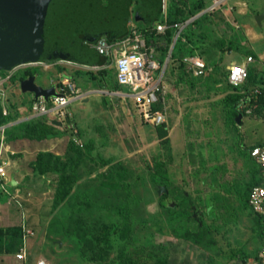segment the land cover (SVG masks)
Wrapping results in <instances>:
<instances>
[{
  "label": "rangeland",
  "instance_id": "1",
  "mask_svg": "<svg viewBox=\"0 0 264 264\" xmlns=\"http://www.w3.org/2000/svg\"><path fill=\"white\" fill-rule=\"evenodd\" d=\"M115 1H130L134 7L125 6L123 30L127 11H133L126 37L144 38L158 59L168 56L173 47L172 54L174 42L161 34L146 37L141 31L162 21L161 9L145 24L135 19L145 0ZM224 1L211 0L208 12L190 24L178 46L182 49L167 66L161 94L167 122L162 129L141 120L131 97L115 94L132 90L116 84L110 60L100 68L55 60L45 69L49 62L12 69L15 87L5 90L4 103L14 120L11 125H15L11 104L16 105V83L24 79V71L32 72L40 86L49 85L56 76H67L84 92L68 107L75 130L78 134L80 128L83 134L85 130L98 144L91 149L78 140L79 147L67 155L68 161L54 159L35 172L53 176L48 179L52 183L43 184L46 194L39 201L43 215L37 221L41 238H46V243L38 244L47 256L46 264H260L264 245L248 188L261 177L250 147L264 143V99L258 101L264 90V66L257 71L251 64L255 74L248 90L253 92L246 103H237L226 66L231 59L241 63L240 57L248 55L252 45L238 47L232 39L235 18L232 8L226 13ZM202 2L178 0L177 13L174 0H164L162 9L166 14L171 10L173 18H186L205 9ZM259 44L264 45V40ZM196 54L212 68L205 77L183 68V59ZM20 93L32 98L29 92ZM25 105L30 107L29 102ZM234 105L244 111L240 122ZM26 117L18 114V120ZM30 122L32 127L22 133L43 129ZM46 186H53L54 192ZM161 187L166 191L160 194ZM128 218L132 232L124 233ZM27 260L34 264L31 257Z\"/></svg>",
  "mask_w": 264,
  "mask_h": 264
},
{
  "label": "built area",
  "instance_id": "2",
  "mask_svg": "<svg viewBox=\"0 0 264 264\" xmlns=\"http://www.w3.org/2000/svg\"><path fill=\"white\" fill-rule=\"evenodd\" d=\"M195 16L185 22H178L173 25V28L176 29L174 42L180 37L182 31L189 24L193 23ZM169 27L168 18L165 14L162 21L153 25V29H155L157 34H164ZM86 45L94 48L99 56L101 55L106 60L112 62L115 82L119 86H127L132 90L131 94H125L123 92L115 94H121L124 98L127 96L131 97L134 100L135 112L143 122L151 124L154 127L161 126L167 122L166 110H162L161 108L155 109V105L160 102L163 104L164 101L161 98V94L164 87L163 81L166 76V69L171 59L170 54L162 63L161 58L158 59L154 55V49L147 47L146 40L140 38V36L134 40L126 36L120 39L110 40L106 36H103L96 42L86 43ZM59 61L65 62L62 60ZM48 62L28 63L23 66H36ZM183 62L187 70L199 78L207 76L212 71L207 61L197 55L185 57ZM254 62L253 56L249 55L245 62L233 64L229 68L227 76L228 82L236 87L242 86L248 79L249 65ZM49 63L47 66H43L44 69L52 65V62ZM96 67L100 68V66ZM5 72L7 73L5 74ZM14 75L15 72H12V69L0 73V107L3 116L8 115L7 108L4 104L7 103L5 102V90L8 89L9 85L13 88L15 87V83H12ZM50 82L54 86L57 95L49 96L47 100L41 96L37 99H31L27 114L28 120L44 117L53 126V121L62 122L65 127L72 129L74 134L77 133L73 122V114L69 111L68 107L72 102L81 100L84 92L80 91L77 85L72 83L67 76H56ZM16 84L19 87V82ZM11 124V122L0 124V191L7 196L9 202L15 201L20 206L17 194L8 191L6 185L7 160L3 157L4 149L6 150L4 130ZM80 145L82 146V144ZM250 156L260 165L261 177L259 179L260 183L255 185L250 191L249 205L254 214L264 218V143L254 145L250 150ZM22 230L24 237L33 235L30 230L24 228ZM261 256L260 264H264V249ZM15 257L23 262L27 261L26 253L23 250L17 253ZM37 264H46V262L40 260Z\"/></svg>",
  "mask_w": 264,
  "mask_h": 264
},
{
  "label": "water",
  "instance_id": "3",
  "mask_svg": "<svg viewBox=\"0 0 264 264\" xmlns=\"http://www.w3.org/2000/svg\"><path fill=\"white\" fill-rule=\"evenodd\" d=\"M123 3L116 4L115 0H0V71L56 59L92 66L98 55L86 43H94L103 33L109 37L123 33L121 22L126 9ZM158 9V4L145 0L137 9L135 19L149 24ZM263 18L264 13L257 17V22ZM19 88L23 93H31L34 99L41 96L47 100L57 95L54 86L45 88L36 84L33 75L22 79ZM242 117L239 114L237 122ZM53 124L61 126L62 122L53 121ZM165 191V187L159 189L160 194Z\"/></svg>",
  "mask_w": 264,
  "mask_h": 264
},
{
  "label": "crops",
  "instance_id": "4",
  "mask_svg": "<svg viewBox=\"0 0 264 264\" xmlns=\"http://www.w3.org/2000/svg\"><path fill=\"white\" fill-rule=\"evenodd\" d=\"M202 1V3L205 4V9L195 16L194 21L201 18L204 13L208 12V8L212 5L211 0ZM174 4L177 6L176 10L178 11V0H174ZM223 5L227 8L225 10L227 14L231 13V11H229L230 8L233 10V17L235 18L237 30L232 36V39L236 41L238 47L240 44H243V47L247 46V44L252 45L250 53L246 56L240 57L242 58L241 63L245 62L247 56L251 55L255 60L254 67L257 71L263 70L260 66H264V64L259 65V62L262 61V63H264V45H260L259 43L264 40V18L259 23L257 22V17L264 13V0H225ZM133 8L134 7L131 5L130 9L132 10ZM161 11L162 14L164 13L166 16L168 15L164 12L165 9H162ZM163 16L164 15H162V18ZM254 18H256V20H254ZM257 24L260 26V29L256 28ZM230 39L231 38L228 37L227 41H230ZM233 54H240V52L233 51ZM235 63H238V61L233 59L229 61L228 66H226L227 73L229 72V68ZM251 64L249 65V68H251ZM49 86H52L50 81L49 85L42 87L47 88ZM17 89L15 103L17 106V112L19 117H22V114L27 116L29 106H26L25 103H31V99L34 97L32 95V98L29 96L28 98H23L20 93V88ZM82 109L85 110L84 105H82ZM129 112L132 113L130 108ZM73 119H75L74 116ZM25 120H28V117L20 119V121ZM65 128L67 127L63 124L61 126L55 125L53 135L41 141L28 139H17L12 142L6 141V150L4 149L3 153V157L7 160L6 171L8 174L6 185L8 191L17 194L20 206L17 205L15 201L9 202L7 196L0 191V227L7 228L10 225H19L21 228L23 227L24 229L30 230L33 235L24 237L23 234V246L16 253L0 254V264H27L28 260L23 262L15 257V255L21 250L25 251L27 258L31 257L34 264H37L40 260H44L46 263L48 262L43 249L39 250L38 244L41 245L42 243H46V238H41V227L37 226V221H41L43 215L41 214L43 212L40 205L41 203H39L42 199L41 195L46 194V191L43 190V184L46 183V181L52 183V180L48 179L50 177L53 178V176L48 175L49 178H46L44 176L35 175L36 173L31 169L32 163L34 162L36 155L40 152L50 153L54 157H59L68 161L69 156L67 155L73 153V150L71 151L70 149H73V147L75 149L79 147L77 144L78 140H80L78 142L79 144L82 143L86 146L90 144L92 146L90 147L91 149L95 145H98L96 137L90 136L85 130L83 134L80 128L81 134H78V129L75 136H71V134L66 133ZM95 151L96 149L94 152ZM37 183L40 184V186H36ZM46 189L50 191V193L54 192L53 186L52 188L51 186L50 188L46 186ZM36 246L38 249H36Z\"/></svg>",
  "mask_w": 264,
  "mask_h": 264
},
{
  "label": "trees",
  "instance_id": "5",
  "mask_svg": "<svg viewBox=\"0 0 264 264\" xmlns=\"http://www.w3.org/2000/svg\"><path fill=\"white\" fill-rule=\"evenodd\" d=\"M149 1L152 2V3L158 4L159 10L160 9L162 10L163 0H149ZM124 5L127 7L128 10H131L130 9V6H131L130 1L129 2L126 1V3ZM200 11H202V10H200ZM198 12H193V14L191 16H189V17L178 19V15L176 17L174 16V18H173L172 11L170 10L169 14L167 15L168 23H169L170 27L165 31L164 34H161V36H165L169 43H173L175 35H176V29L173 28V25L175 23H178V22H185L186 20H188V19L194 17L195 15H197ZM131 13H133V12L131 11ZM131 13H129L127 11V14H126V18H127L126 19V23L127 24H126V27H125V29H124L122 34H120L119 36H116V37H109L108 35L103 33V34H101L98 37V39L100 37L106 36L110 40H116V39H120V38H123V37L127 36V34H128V23H130V21L132 20L131 19ZM177 13H178V11H177ZM196 21H197V19L195 20V22ZM193 23H194V21H193ZM189 27H190V24L182 31L180 37L177 38V40L175 42V45H174L173 52L171 54L170 61H172V58H174L175 53L178 52V49L179 50L182 49V48H178V46H179V43L183 44V42H182L183 41V36L186 33V31L189 30ZM141 31H142L143 35L146 36V37L157 34L155 29H153V24L151 26H149V27L142 28ZM166 57L167 56L161 58L162 63L164 62ZM56 60H58V59H56ZM53 61H55V60H51L49 62H53ZM105 61H106V58L102 57L101 55L100 56L98 55L96 62L94 64H92V65L101 66V65H103L105 63ZM182 64H183V68L187 71L186 65L184 63H182ZM250 70H252V69H249L248 79L242 86L236 87V86L231 85L228 82L229 86L234 91V95L237 98V103H240V102L246 103L249 100L248 99V96H249L248 93L251 90L250 89L248 90V87L250 86L249 84H251V83L253 84V82H254L252 80V75L251 74L252 73L255 74V72L250 71ZM3 71H7V70H2L1 72H3ZM32 75H33L32 72H29L27 70L24 71V78H27V77L32 76ZM226 76H228V73H227ZM254 78L256 80V75L254 76ZM227 81H228V79H227ZM263 83H264V80H263ZM245 89L248 90V91H246ZM251 92H253V91H251ZM258 96H259V100L258 101H263V99H264V90H263V92L259 93ZM255 101H257V100H255ZM11 105L14 106V109H15V125H10V126L6 127L5 130H4V136H5V140L7 142H12V141H15L17 139L18 140L19 139H28V140H34V141H41V140H44V139L48 138L49 136L53 135L54 126L52 124L48 123L46 118H44V117H42V118H33V119L25 120V121H19L17 123L16 122L18 120L17 107H16V105H13V104H11ZM162 106H163L162 102H160V103L155 105V109L162 108ZM234 109H236V117H238L239 114L244 115V111L241 108H239L238 105L237 106L234 105ZM11 115L12 114L9 113L7 116H3L2 115V109L0 107V124H6L8 122L12 123V121H14V120H11V118H10ZM30 121H35L34 123L40 124V127L43 128V129L39 128L38 129V131H39L38 133H31L30 131H29L30 133L28 131L22 133L21 131L23 129H30L32 127V125L30 124L32 122H30ZM164 127H165L164 125L158 126L159 129H162ZM66 133L71 134V136H75V134L73 133L72 129L67 128ZM252 147H250V150H251ZM74 149L75 148L73 147V149L71 148L70 150H74ZM58 158L54 157L50 153H41L40 152V153H38L36 155V158H35L34 162L32 163L31 169H32L33 172H36V173H37V171H42L43 169L47 168L48 162H50L51 160H54V159H58ZM259 183H260L259 179H256L255 181L251 182V184H250V186L248 188L249 193H250L251 189L255 185L259 184ZM127 209H128L127 206H125L124 210H127ZM128 213L129 214L131 213L130 210H129ZM253 215H254V219H255L256 228L259 231V237L261 238L262 243L264 245V218L262 216H260V215H256V214H253ZM131 223H132V221H130V219L128 218L127 221L124 223V233H126V231H128V230L131 231ZM22 246H23V230H22V228L19 225L18 226L17 225H10L7 228L0 227V254H2V253H16L17 251H19V249ZM259 260L261 261V257L259 258Z\"/></svg>",
  "mask_w": 264,
  "mask_h": 264
},
{
  "label": "clouds",
  "instance_id": "6",
  "mask_svg": "<svg viewBox=\"0 0 264 264\" xmlns=\"http://www.w3.org/2000/svg\"><path fill=\"white\" fill-rule=\"evenodd\" d=\"M71 64H73V63H71ZM89 67V66H88ZM55 126V125H54ZM254 214V213H253Z\"/></svg>",
  "mask_w": 264,
  "mask_h": 264
},
{
  "label": "bare ground",
  "instance_id": "7",
  "mask_svg": "<svg viewBox=\"0 0 264 264\" xmlns=\"http://www.w3.org/2000/svg\"><path fill=\"white\" fill-rule=\"evenodd\" d=\"M8 174V173H7Z\"/></svg>",
  "mask_w": 264,
  "mask_h": 264
}]
</instances>
